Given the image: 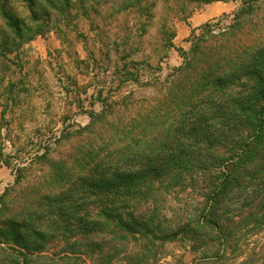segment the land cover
<instances>
[{"label": "trees", "instance_id": "trees-1", "mask_svg": "<svg viewBox=\"0 0 264 264\" xmlns=\"http://www.w3.org/2000/svg\"><path fill=\"white\" fill-rule=\"evenodd\" d=\"M23 1L36 17V0ZM77 1L84 3L63 0V12ZM259 1L242 0L227 26L206 23L149 96L100 98L87 125L63 134L70 146L63 158L41 155L49 171L33 188L38 203L31 191L19 217H5L1 203L0 264H170V244L193 252V264H264ZM1 13L17 37L31 33L5 4ZM124 74L121 83H140ZM189 189L197 202L173 222L164 213L168 198ZM56 239L63 248L49 252Z\"/></svg>", "mask_w": 264, "mask_h": 264}, {"label": "rangeland", "instance_id": "rangeland-1", "mask_svg": "<svg viewBox=\"0 0 264 264\" xmlns=\"http://www.w3.org/2000/svg\"><path fill=\"white\" fill-rule=\"evenodd\" d=\"M82 1L84 8L77 1L69 14L63 12V0H36L37 16L30 18L23 0H0V162L8 163L3 165L12 180L0 200V212L2 202L9 207L5 217L15 212L19 217L31 191V201L38 203L41 193L33 188L49 171L42 154L48 151L52 158H63L70 148L63 134L87 125L88 112L99 111L104 97L149 96L153 83L183 63V53L206 24L193 29L182 44L184 25L200 1ZM3 4L32 28L31 33L17 37L2 16ZM241 5L238 0L234 12L216 15L207 23L221 20V26L229 25ZM257 6L256 14L264 16V0ZM126 71L138 74L140 83H121ZM194 198L191 189L180 197L173 195L164 213L175 222L195 206ZM62 248L63 240L56 239L48 251L59 253ZM167 250L165 262L183 259L184 264H193L195 254L179 244H170Z\"/></svg>", "mask_w": 264, "mask_h": 264}, {"label": "crops", "instance_id": "crops-1", "mask_svg": "<svg viewBox=\"0 0 264 264\" xmlns=\"http://www.w3.org/2000/svg\"><path fill=\"white\" fill-rule=\"evenodd\" d=\"M238 7V0L231 1H214L211 3L195 2L192 16L189 18V23L185 24L183 29L185 34L182 39L179 40L180 43L184 44L185 38L188 37L193 29L199 28L203 24L210 21L214 16L222 13H232ZM180 35L177 36L179 38ZM12 183L10 173L7 171L3 162H0V200L4 193Z\"/></svg>", "mask_w": 264, "mask_h": 264}]
</instances>
